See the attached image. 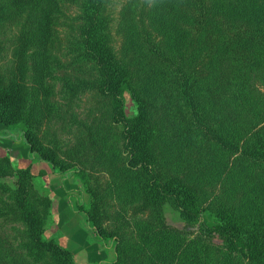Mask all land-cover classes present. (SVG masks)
<instances>
[{
  "label": "trees",
  "instance_id": "16d2710c",
  "mask_svg": "<svg viewBox=\"0 0 264 264\" xmlns=\"http://www.w3.org/2000/svg\"><path fill=\"white\" fill-rule=\"evenodd\" d=\"M65 2L70 63L88 78L59 74ZM113 2L0 0V34L18 27L0 126L81 180L89 202L66 198L111 243L110 264H264V0H116V16ZM32 177L0 156V220L22 226L32 264H78L45 236L51 201ZM165 206L192 229L169 224Z\"/></svg>",
  "mask_w": 264,
  "mask_h": 264
},
{
  "label": "rangeland",
  "instance_id": "374dc122",
  "mask_svg": "<svg viewBox=\"0 0 264 264\" xmlns=\"http://www.w3.org/2000/svg\"><path fill=\"white\" fill-rule=\"evenodd\" d=\"M110 8H112L114 12L113 16H116L117 14L115 12L118 10V3L116 2V0L115 2L110 4ZM62 9L64 12V16L58 26L59 35L58 39L54 42V49L64 62H68V67L65 71H59V74H67L73 78H88L90 76L88 66L73 65L72 63H70L71 55L69 54L70 45L68 41V34L70 31L71 17L76 14V8L75 6L65 2L62 4ZM17 29L18 27L16 25L11 24L6 28V31L3 34H0V66L3 69L9 71L14 70ZM125 99L127 114L132 115L134 113V108L128 92L125 93ZM79 104L80 107L76 108L75 112L78 114L79 118L83 119L85 112L89 109V103L88 101H84V99H82L81 101H79ZM65 125L66 124H63L62 127H64ZM59 126L61 125L59 124L58 127ZM59 130H62L64 134ZM58 132L61 134V136L69 135L65 134V127L64 129H58ZM24 148H26V144L20 138L19 131H9L0 126V156H8L10 165L13 169L22 166H29L30 172L33 175V188L41 195L47 196L51 201L50 211L46 219L45 236H52L58 242L63 243L68 248H70V244L68 242L69 235H67L65 231L68 230V227L66 229H64L63 227L64 225H76V223L78 224L79 218H70L68 216L65 217V209L61 208L60 201L62 200L63 196H66L67 192H69L73 194V201L78 199L87 204L89 202L88 193L83 190L81 180L79 178L75 177L74 175L69 176L70 178H61L58 174L51 171L50 165L48 163L41 161L37 156H31L29 153L24 155ZM91 173L93 174V176L97 174L96 172ZM1 180L11 186H14L13 176L4 177ZM164 212L169 224L178 228H182L184 230L192 229L185 226V224L179 219L177 212L171 207L165 206ZM104 224L107 226L110 223L109 221H104ZM21 229L23 228L20 224L18 225L9 221L7 223H4L0 220V256L2 254H5V260H10L11 262L18 261L19 264H32V261H30L28 257L24 256L23 252L19 250L18 244L21 242L23 236ZM70 230H72V228H70ZM75 243L76 239L74 238V242L71 244L73 250L76 249V246H74ZM104 246H106V244ZM103 251L105 252L107 250ZM96 264H98V262H96ZM102 264L110 263L104 262Z\"/></svg>",
  "mask_w": 264,
  "mask_h": 264
},
{
  "label": "crops",
  "instance_id": "0c3cea01",
  "mask_svg": "<svg viewBox=\"0 0 264 264\" xmlns=\"http://www.w3.org/2000/svg\"><path fill=\"white\" fill-rule=\"evenodd\" d=\"M24 151V155H26V148H24ZM60 202L61 208L65 209V217L68 216L70 218H79L78 224L76 223V225H64L63 227L64 229L68 227V230L65 231L67 235H69L68 242L70 244V249L74 254L75 261L78 264H96V262H98V264H102L104 262L111 263L114 257L112 246L110 244L106 246L101 244V242L95 236L93 230H91V228H89V226L87 225L84 215L73 210L66 196H63ZM70 228H72V230H70ZM74 238L76 239V243L74 245L76 246V249L73 250L71 244L74 242ZM103 250L107 251L104 252Z\"/></svg>",
  "mask_w": 264,
  "mask_h": 264
}]
</instances>
